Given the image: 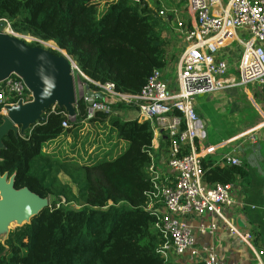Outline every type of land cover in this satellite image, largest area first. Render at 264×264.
<instances>
[{
  "label": "trees",
  "instance_id": "obj_1",
  "mask_svg": "<svg viewBox=\"0 0 264 264\" xmlns=\"http://www.w3.org/2000/svg\"><path fill=\"white\" fill-rule=\"evenodd\" d=\"M158 11L157 0H110L102 9L98 0H0V21L6 20L15 34L52 42L86 78L112 83L129 95H138L152 73L163 72L169 64L166 48L173 15L169 20ZM26 45L42 48L39 42ZM260 99L258 106L264 109V95ZM16 102L14 98L8 104ZM85 107L79 99V122L64 128L65 109L49 106L41 120L3 138L0 175L12 179L15 190L27 189L48 200V206L0 241V264H167L157 253L162 239L155 219L143 210L154 156L150 123L105 113L81 123ZM123 108L129 107L118 104L112 109ZM2 121L0 114V125ZM84 124L107 128L108 142L113 134L115 142L103 151L98 132L85 134ZM64 140L71 141L70 156L45 150ZM159 140L167 146L166 139ZM120 141L126 147L110 157ZM202 169L206 185L243 179L247 203L255 202L254 192L263 184L250 169L215 165L208 157Z\"/></svg>",
  "mask_w": 264,
  "mask_h": 264
},
{
  "label": "built area",
  "instance_id": "obj_2",
  "mask_svg": "<svg viewBox=\"0 0 264 264\" xmlns=\"http://www.w3.org/2000/svg\"><path fill=\"white\" fill-rule=\"evenodd\" d=\"M183 1L191 24L181 22L172 26L183 43L175 83L168 84L162 71H154L138 95H129L116 91L112 83L89 80L72 63L71 72L77 70L96 89L91 91L103 97L95 98L88 105L82 93L79 99L86 103V119L81 123L96 113L114 116L112 108L121 104L135 110L138 122L150 123L154 138L165 136L168 174L157 169L152 157L148 169L151 189L145 193L143 210L155 219L154 229L162 239L157 253L166 262L170 256L187 255L200 264H223L213 246L198 245L194 238V233L214 235L217 228L214 222H199L195 227L190 224L194 218L208 216L219 221L229 234L253 252L256 264H264L260 259L263 251L255 252L250 235L240 232L228 218L226 211L236 205L232 184L206 185L202 169L206 157L238 139L253 134L252 143L263 141L264 109L255 105L259 117L255 127L219 146H211L204 144V123L194 108L197 97L246 85L264 95V0ZM158 14L165 16L162 11ZM0 35L25 40L11 30L6 20L0 21ZM234 42L241 48L235 64L236 77L230 75L234 54L227 50ZM24 96L32 98L25 79L11 72L0 81L1 116H7L8 108L14 105L28 103L24 102ZM14 98H17L16 104H8ZM78 100L74 98L73 112H66L64 128L79 122ZM221 164L239 166L230 154L223 155Z\"/></svg>",
  "mask_w": 264,
  "mask_h": 264
},
{
  "label": "crops",
  "instance_id": "obj_3",
  "mask_svg": "<svg viewBox=\"0 0 264 264\" xmlns=\"http://www.w3.org/2000/svg\"><path fill=\"white\" fill-rule=\"evenodd\" d=\"M190 24L191 21H187L186 25L189 26ZM172 26L173 23L172 21H170V28H172ZM173 31L174 33H172L173 35H171V38L173 36V39L171 40L170 45L175 48V53L170 54L169 64L166 70L163 71L164 81H166L170 85H173L175 83L177 66L183 48L182 40L180 39L179 35L176 34L175 30ZM163 37H167V34L164 33ZM171 56H173V58H171ZM10 73L11 70H9L7 67H1L0 65V81H2ZM16 73L24 78L23 71H16ZM249 90L250 89H248L247 87H239L233 89L231 88L211 95L201 96L195 100L194 108L196 114L204 124L206 123V120H212L213 117H218L221 118V121L232 123V127L229 129V133L238 130L231 136L223 138L222 140H219L214 144L206 143L207 145L219 146L229 139H232L233 137H236L257 125L254 116L246 115V111L244 112L245 106L240 102L241 99L239 97V92H242V96L244 99L242 101L245 102V100L248 101L250 99ZM250 91L253 92L252 90ZM253 96V100L250 99L252 102L256 97L259 99L261 98V96L255 92H253ZM117 111H114V115L116 114L118 116L119 114L117 113ZM243 115H245V118L242 117ZM136 118L137 115L131 118L120 119L125 121H132L136 120ZM87 125L88 124H84V126ZM161 137L165 139L164 135H162ZM70 144V140H64L62 143L52 142L45 147V150L47 152H53L54 150L55 154H68L69 156ZM163 150L165 151L166 156V146L162 145L159 137L154 138V140L152 141L154 161L155 159L157 160L158 157H161ZM226 154H230L232 157L237 159L240 167H244V169H250L251 171H253L256 179L263 182L260 188H257L258 191L254 192L255 196L257 195V198H255V202L247 203L245 198V182L243 179L237 178L232 184L234 196L236 198V205L232 209L226 211V213L229 220L238 228L240 232L248 233L250 235L251 244L254 248V251H263L260 259L262 262H264V140H258L255 143H252L246 137H243L233 143L228 144L225 147H221L215 152L214 155H210L208 156V158L215 165L224 166L221 163L223 155ZM155 164L157 166V169L160 170L163 174H168L158 168V163L156 161ZM259 164H262V167L258 169ZM199 222H214L216 224L217 228L213 236L199 235L198 233H194V238L198 245L213 246L221 263L256 264L253 252H251L236 238L229 234L219 221H216L213 217L205 216L201 219H192L190 221V224L195 227ZM167 264L200 263H198L196 260H192L191 258H189V256L184 255L181 257L170 256Z\"/></svg>",
  "mask_w": 264,
  "mask_h": 264
},
{
  "label": "water",
  "instance_id": "obj_4",
  "mask_svg": "<svg viewBox=\"0 0 264 264\" xmlns=\"http://www.w3.org/2000/svg\"><path fill=\"white\" fill-rule=\"evenodd\" d=\"M50 49L59 51L61 55L55 56L42 48L29 47L17 38L0 35L1 67H7L11 72L23 71L24 79L32 92V101L17 104L16 108L9 110V116L3 119L0 125V148L3 138L9 132H15L19 127L28 128L41 120L42 112L53 104H59L58 107H63L69 114L73 112L74 91L70 72L71 64L75 63L64 51L52 47ZM84 93L88 105L95 98L103 99L101 93H93L87 85ZM2 178L0 193L3 195V213L28 217L30 221L48 206L46 199L39 198L27 189L15 190L12 179L8 180L6 176Z\"/></svg>",
  "mask_w": 264,
  "mask_h": 264
},
{
  "label": "rangeland",
  "instance_id": "obj_5",
  "mask_svg": "<svg viewBox=\"0 0 264 264\" xmlns=\"http://www.w3.org/2000/svg\"><path fill=\"white\" fill-rule=\"evenodd\" d=\"M108 1H110V0H98L100 9H102V7ZM157 1L159 2V11L158 12L162 11L164 13L165 17L168 16V18H170L169 15L175 16V18L172 19L173 26L174 25L176 26L177 23H181V22H183L184 24H187V21H189V19L187 17L186 11H185L184 1L183 0H157ZM173 12H175V13H173ZM176 19L178 21H176ZM172 33H174L173 29L171 30V35H173ZM163 35H164V33H163ZM169 37H170V39H173V36H172V38H171V36H169ZM34 40L37 41L34 38L25 36V40L24 41L26 43H32V42H34ZM41 45H42V49L43 50H47L48 48H51V47L52 48H56L55 45L52 42H48V43H45V44L42 43ZM227 50H230V53L234 54V56L232 55L233 56L232 63L234 65V67L230 71V75L232 77H236L235 64L237 63V61L239 59L241 48L239 46H237V42H234ZM166 51H167V57L169 58L170 54H172V53L174 54L175 53L174 52L175 48H173V46L169 44L167 46V48H166ZM59 55H61V53H59ZM71 78H72V82H73V86H74V98L76 100H78L81 97L82 93H84V89H85L84 80H85V78H83L77 72V70H75V69L71 72ZM246 87L248 89L252 90L251 85H246ZM250 90H249L250 99L253 100V97H254L253 96V92H251ZM239 97L241 99L240 102L245 106L244 112L246 111L245 112L246 115L254 116L256 122H258L259 117H258V114L256 113L255 105H259L261 99L256 97L255 100L253 101L254 103L250 99L248 101L245 100V102H244V101H242V100H244L243 96H242V92H239ZM197 98H199V97H197ZM58 105L59 104H53L52 106H58ZM16 107H17V105H14L12 108L10 107L11 109L10 108H8V109L12 110V109H14ZM117 113L119 114L118 115L119 118H122V119L123 118L135 117L137 115L135 110L131 109V108L120 109L119 111H117ZM7 117H8V115L7 116H3V119L7 118ZM242 117L245 118V115H243ZM231 125H232L231 122L221 121V118H218V117L217 118L213 117L212 120H210V119L206 120V123L204 124V131H205V134H206V139L204 141V144H206V143L207 144L208 143L214 144V143L218 142L219 140H222L223 138L231 136L232 134L237 132L238 130H235L234 132H232V133L230 132L229 133V129L232 127ZM25 128L26 127H19V133H22L25 130ZM88 130L91 131L92 133L98 132L99 144L101 145V148H102L103 151L108 149L109 144L111 145V143L115 142V138H116L115 134H113L114 135L113 137H115V138H110V141L108 142V140H107V136H108L107 128L106 129H98L97 127H95L93 125L84 126L83 132H85V134H86V132ZM91 132H89V133H91ZM252 136L255 137V135H253V134L245 136V137L248 140H250V138ZM70 145H69V147H70ZM120 145H121V147H120ZM125 147H126V143L120 141L118 146L116 148H114L109 153V156L110 157H114L115 155L119 154L121 152V150H123ZM75 150L77 151L78 149L76 148ZM90 155H91V157H95L96 156V154L93 153V152H91ZM99 156L101 157L102 154L99 155ZM155 161L158 163V168L159 169L163 170L165 173H168V169H167V166H166V156H165V151L164 150H163V153H162L161 157H158L157 160L155 159ZM261 167H262V164H259L258 165V169L261 168ZM47 203H48V200H47ZM1 204H2V201H0V241L2 242L6 238L8 232L10 230L14 229L15 227H18V226H21L23 224L28 223L29 222V218L28 217L27 218L26 217H22L23 220L21 221V217H18V216H15V215L5 214V213H3L1 211ZM10 220H16V223H14L12 226L9 227L8 226V221H10Z\"/></svg>",
  "mask_w": 264,
  "mask_h": 264
},
{
  "label": "bare ground",
  "instance_id": "obj_6",
  "mask_svg": "<svg viewBox=\"0 0 264 264\" xmlns=\"http://www.w3.org/2000/svg\"><path fill=\"white\" fill-rule=\"evenodd\" d=\"M63 54V53H62ZM9 116V113L7 114ZM0 179H3L2 176L0 177ZM3 195L0 193V201H3ZM23 220V218H21V221ZM14 223H16V220H10L8 221V226H12Z\"/></svg>",
  "mask_w": 264,
  "mask_h": 264
}]
</instances>
